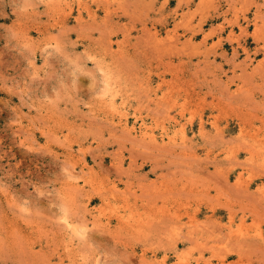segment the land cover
Returning a JSON list of instances; mask_svg holds the SVG:
<instances>
[{"label": "rangeland", "instance_id": "374dc122", "mask_svg": "<svg viewBox=\"0 0 264 264\" xmlns=\"http://www.w3.org/2000/svg\"><path fill=\"white\" fill-rule=\"evenodd\" d=\"M263 203L264 0H0V264H264Z\"/></svg>", "mask_w": 264, "mask_h": 264}, {"label": "crops", "instance_id": "0c3cea01", "mask_svg": "<svg viewBox=\"0 0 264 264\" xmlns=\"http://www.w3.org/2000/svg\"><path fill=\"white\" fill-rule=\"evenodd\" d=\"M239 216H240V214L236 215V221L238 220ZM246 216H247L246 217L247 223H250L253 219H255L259 223L261 235L263 236V239H264V207L259 208L258 212L255 214L256 217H253L251 215H249V216L246 215ZM244 246L247 247L248 251L251 254H257L258 257L264 256V240H262V239L255 238V237L254 238L248 237L246 239V242H244ZM251 258H254V257L252 256ZM253 264H259V262L258 263L254 262Z\"/></svg>", "mask_w": 264, "mask_h": 264}, {"label": "bare ground", "instance_id": "6f19581e", "mask_svg": "<svg viewBox=\"0 0 264 264\" xmlns=\"http://www.w3.org/2000/svg\"><path fill=\"white\" fill-rule=\"evenodd\" d=\"M149 126V125H148Z\"/></svg>", "mask_w": 264, "mask_h": 264}]
</instances>
